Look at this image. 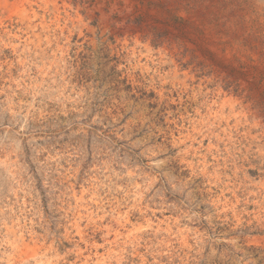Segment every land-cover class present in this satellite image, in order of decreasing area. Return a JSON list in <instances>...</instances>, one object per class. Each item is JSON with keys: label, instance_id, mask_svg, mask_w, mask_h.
I'll return each mask as SVG.
<instances>
[{"label": "rangeland", "instance_id": "1", "mask_svg": "<svg viewBox=\"0 0 264 264\" xmlns=\"http://www.w3.org/2000/svg\"><path fill=\"white\" fill-rule=\"evenodd\" d=\"M0 264H264V0H0Z\"/></svg>", "mask_w": 264, "mask_h": 264}]
</instances>
